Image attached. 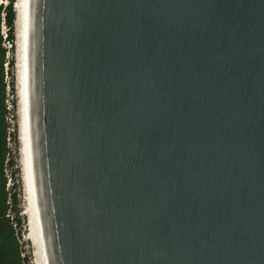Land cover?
Returning a JSON list of instances; mask_svg holds the SVG:
<instances>
[{"label":"water","instance_id":"1","mask_svg":"<svg viewBox=\"0 0 264 264\" xmlns=\"http://www.w3.org/2000/svg\"><path fill=\"white\" fill-rule=\"evenodd\" d=\"M27 11L47 262L264 264V0Z\"/></svg>","mask_w":264,"mask_h":264},{"label":"trees","instance_id":"2","mask_svg":"<svg viewBox=\"0 0 264 264\" xmlns=\"http://www.w3.org/2000/svg\"><path fill=\"white\" fill-rule=\"evenodd\" d=\"M15 2L7 0L5 6L0 4V264H28L27 256H22L25 251L20 244L21 211L15 209L20 181L15 170L18 166L14 149L17 147L14 100L9 99L16 88ZM8 183H13L12 192L7 188ZM8 211H14V216Z\"/></svg>","mask_w":264,"mask_h":264},{"label":"bare ground","instance_id":"3","mask_svg":"<svg viewBox=\"0 0 264 264\" xmlns=\"http://www.w3.org/2000/svg\"><path fill=\"white\" fill-rule=\"evenodd\" d=\"M27 4L28 0H16L15 10L17 18L16 26V84L18 97V117H19V142L22 168V180L24 184V215L27 218L28 235L27 238L33 247L34 264H49L45 253L42 236L39 232L36 203L34 201V190L30 173V151H29V102L27 90Z\"/></svg>","mask_w":264,"mask_h":264},{"label":"rangeland","instance_id":"4","mask_svg":"<svg viewBox=\"0 0 264 264\" xmlns=\"http://www.w3.org/2000/svg\"><path fill=\"white\" fill-rule=\"evenodd\" d=\"M0 4H3L4 6L7 4V0H0ZM16 27V26H15ZM3 30L5 31V28L3 27ZM17 46H16V51H15V69H14V73H15V79H17L16 77V64H17ZM14 95V96H13ZM11 95L9 97L10 101L12 102L14 100V111H15V119L13 120V122L16 124L17 126V132H16V138H17V143L16 146L14 147V149L16 150V156H17V168H15L16 170V175L17 178L19 179L20 183L17 184V193H18V204L16 205L17 210L21 211L20 215H21V235L22 238L20 239V244L22 245V247L24 248L23 250L25 251L22 256L25 254L28 258V264H34V260H33V247L31 246L30 241L27 238L28 235V228H27V218L24 215V207H25V199H24V184H23V180H22V166L20 165L21 162V153H20V142H19V117H18V97H17V84H16V88L14 90V94ZM10 102V106L11 105ZM7 188L8 190H10V192H12V188H13V183H8L7 184ZM8 213L10 215L14 216V211H8ZM19 229L17 228V231Z\"/></svg>","mask_w":264,"mask_h":264}]
</instances>
